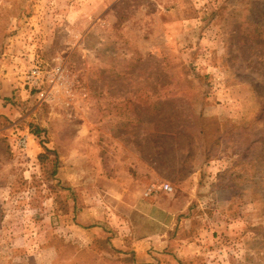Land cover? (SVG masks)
Masks as SVG:
<instances>
[{
  "label": "rangeland",
  "instance_id": "374dc122",
  "mask_svg": "<svg viewBox=\"0 0 264 264\" xmlns=\"http://www.w3.org/2000/svg\"><path fill=\"white\" fill-rule=\"evenodd\" d=\"M0 264H264V0H0Z\"/></svg>",
  "mask_w": 264,
  "mask_h": 264
},
{
  "label": "built area",
  "instance_id": "2783aa9c",
  "mask_svg": "<svg viewBox=\"0 0 264 264\" xmlns=\"http://www.w3.org/2000/svg\"><path fill=\"white\" fill-rule=\"evenodd\" d=\"M40 75H41V73H40L38 68L31 70L29 78L32 81V85L40 84V82H41ZM27 144H28L27 135L19 136L15 141V146H16V148H18L19 151L26 150ZM161 189L165 192L171 191V187L168 184L162 185Z\"/></svg>",
  "mask_w": 264,
  "mask_h": 264
},
{
  "label": "trees",
  "instance_id": "16d2710c",
  "mask_svg": "<svg viewBox=\"0 0 264 264\" xmlns=\"http://www.w3.org/2000/svg\"><path fill=\"white\" fill-rule=\"evenodd\" d=\"M31 134L36 138L38 136V134H39L38 133V129L37 130H34Z\"/></svg>",
  "mask_w": 264,
  "mask_h": 264
},
{
  "label": "crops",
  "instance_id": "0c3cea01",
  "mask_svg": "<svg viewBox=\"0 0 264 264\" xmlns=\"http://www.w3.org/2000/svg\"><path fill=\"white\" fill-rule=\"evenodd\" d=\"M124 155H125V154H124ZM125 156H126V155H125ZM120 157H122V158H123V157H124V156H123V154H122V156H120Z\"/></svg>",
  "mask_w": 264,
  "mask_h": 264
}]
</instances>
